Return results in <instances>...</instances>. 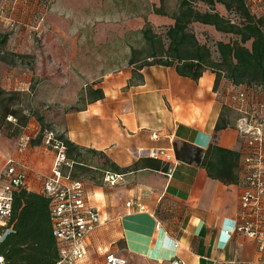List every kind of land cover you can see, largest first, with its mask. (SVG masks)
<instances>
[{
	"label": "crops",
	"instance_id": "obj_1",
	"mask_svg": "<svg viewBox=\"0 0 264 264\" xmlns=\"http://www.w3.org/2000/svg\"><path fill=\"white\" fill-rule=\"evenodd\" d=\"M159 4L160 0H53L47 13L58 49L36 54L30 71L49 76L45 100L62 98L65 75L103 92L95 100L85 90L74 94L68 102L79 100L80 106L64 113L62 131L74 143L105 153L119 167L137 164L117 171L103 158L86 161L88 170L80 174L81 180L101 223L86 236L83 262L103 264L105 254L114 252L127 264H166L175 255L186 264H249L256 257V241L234 231L244 187L245 140L236 128L241 113L228 102L231 92L248 85L235 86L222 78L216 89L210 70L193 79L161 64L136 68L141 80L131 81L130 49L143 43L145 21L153 28L173 23L170 16L152 10ZM24 10L16 8L13 14L29 20L31 10ZM46 37L50 41V35ZM61 100L67 103V98ZM221 113L225 126L216 130ZM175 140L232 151L223 155L237 181L224 182L210 176L203 165L177 159ZM16 141L7 147L0 137V166L5 155L14 152ZM153 148L163 149L169 158L150 156ZM17 155L30 167L27 188L40 192L43 175L51 170L52 151L30 142ZM146 158L166 168L147 166ZM107 172L121 178L110 184L104 180ZM127 201H138L144 209L128 206Z\"/></svg>",
	"mask_w": 264,
	"mask_h": 264
},
{
	"label": "trees",
	"instance_id": "obj_2",
	"mask_svg": "<svg viewBox=\"0 0 264 264\" xmlns=\"http://www.w3.org/2000/svg\"><path fill=\"white\" fill-rule=\"evenodd\" d=\"M193 1L195 0H178L173 9L166 8L164 0H160L158 6L153 5L155 13L170 16L173 23L160 33L154 30L149 21H145L141 29L143 43L137 47L131 46L130 49L128 63L134 66L131 81L141 80L142 74L137 69L144 65L161 64L174 66L180 75L193 79H198L204 71L210 70L215 74L214 88L222 78L228 79L235 86L243 84L264 87V16L253 14L246 0H198L206 6L203 10L195 7ZM216 3L222 4L226 11L235 13L237 20L221 14L215 8ZM193 22L211 25L217 31L231 34L232 37L228 40H215L213 49L198 40L190 26ZM7 92L9 91L0 88V95ZM89 93L92 95L91 100L103 95L98 87H90ZM8 115L18 116L14 110L4 105L0 112V127L6 122L11 124V121H6ZM26 120L25 114L17 117L13 136L19 133ZM223 126L225 122L221 113L215 129ZM57 138L66 146L67 157L73 168L70 170L72 177L77 178L79 175L76 170H88L84 152L100 154L104 163L117 171L128 170L137 165L119 167L105 153L74 143L63 131ZM173 147L177 159L203 165L210 176L224 182L237 181L231 163L223 155L233 154L232 151L215 144L204 149L184 140H175ZM144 163L154 168H166V165L152 162L151 158L144 159ZM5 228H9V231L0 240L3 264H57L59 247L52 231L50 198L42 192L26 187L16 190L12 214L7 223L0 227V232Z\"/></svg>",
	"mask_w": 264,
	"mask_h": 264
},
{
	"label": "built area",
	"instance_id": "obj_3",
	"mask_svg": "<svg viewBox=\"0 0 264 264\" xmlns=\"http://www.w3.org/2000/svg\"><path fill=\"white\" fill-rule=\"evenodd\" d=\"M16 8L21 12L30 9V19L25 20L13 14ZM50 9L51 0H0L1 20L7 21L12 29L23 24L39 35L46 31V16ZM246 87L239 88L228 96L231 106L241 113L236 128L245 140L241 158L244 187L239 197V219L234 231L256 241V257L249 264H264V87ZM30 140L29 133H20L14 152L5 155L0 166V227L7 223L12 214L14 192L22 187L27 188L30 167L17 154L26 150ZM44 143L52 151L53 160L50 172L43 175L40 192L50 198L52 231L59 247L57 264H84L85 239L89 232L100 225V213L88 200L82 180L64 171L65 167L71 166L65 144L52 130L46 131ZM149 155L163 157L165 160L169 158L163 149H150ZM120 178L119 173L107 172L104 175V180L110 184ZM134 204L138 210L144 209V205L138 201L126 202L128 206ZM8 231L9 228H5L0 232V240ZM176 244L175 241L174 245ZM103 264H127V260L114 252H107ZM166 264L186 262L175 255Z\"/></svg>",
	"mask_w": 264,
	"mask_h": 264
},
{
	"label": "rangeland",
	"instance_id": "obj_4",
	"mask_svg": "<svg viewBox=\"0 0 264 264\" xmlns=\"http://www.w3.org/2000/svg\"><path fill=\"white\" fill-rule=\"evenodd\" d=\"M178 0H164L165 7L173 9L176 7ZM249 9L256 16H264V0H246ZM53 0H51L52 8ZM193 5L201 10L206 6L198 0L193 1ZM215 8L221 14L237 20V16L233 12H228L220 3L215 4ZM25 15V14H23ZM26 18V17H23ZM47 18V16H46ZM164 23H159L154 27V30L162 33L165 30ZM191 28L195 32L200 42H205L214 49V41L217 39L228 40L232 37L231 34L217 31L213 26L202 24L200 22L191 23ZM49 34L51 39L47 40L46 35ZM58 40L56 35L51 32L50 25L46 24V31L40 35L23 24H18L15 29H12L7 21L0 18V88L7 93L0 95V112L4 105L14 110L20 117L23 114L27 115V120L24 126L21 127L19 133L13 136L16 128L17 117L15 115H8L6 121H11V124L4 123L0 127V137L3 138L7 147H11L16 141L21 132L27 131L31 135V140L38 141L37 143H44V133L52 130L56 137L62 132V118L65 112L76 109L80 106V101L69 103L74 94H80L89 91L88 84L82 87V81L79 78L76 80L70 79L69 75H65L64 86L60 89L62 98L45 100L48 75H34L30 71L34 68L35 55L43 53L46 50H57ZM249 46V43L247 44ZM29 72L28 74H26ZM14 77L18 81H14ZM52 76H50L51 79ZM82 87V88H81ZM18 91V92H17ZM18 94H15V93ZM79 99L81 96H78ZM67 98V103L62 104L61 99ZM264 99V97H263ZM28 127V128H27ZM48 147V146H47ZM49 148V147H48ZM84 152L85 161L89 158L102 161L100 155H91ZM72 166L65 167L64 171L70 172ZM79 174L78 179L81 180V170H76ZM90 173L88 172V175Z\"/></svg>",
	"mask_w": 264,
	"mask_h": 264
}]
</instances>
